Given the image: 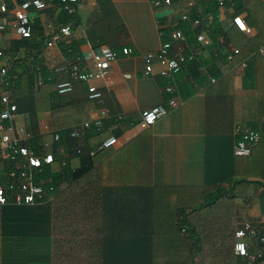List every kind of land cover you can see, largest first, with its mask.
<instances>
[{"label":"crops","instance_id":"crops-1","mask_svg":"<svg viewBox=\"0 0 264 264\" xmlns=\"http://www.w3.org/2000/svg\"><path fill=\"white\" fill-rule=\"evenodd\" d=\"M98 1L80 0L77 7L80 23H72V34L55 39L52 45L47 43L52 38L47 25L52 23L55 29H60L57 27L60 4L55 3L44 11L35 10L30 13L32 21L36 15L39 19L36 22V33L33 32L28 38L27 44L21 43L26 37L16 32L12 16L2 14V18L7 21V28L0 31V49L3 50L0 62L5 63L9 69L13 60L21 58L30 60L36 57L37 61H43L53 71L54 77L50 81H36L34 89L45 94L54 92L59 96L53 97L51 103H46L47 108H42L34 115L17 113L8 122L12 132L22 138L25 137V132H30L31 135L41 134L45 152L53 151L57 141L54 138L56 132L66 127H70V131L80 128L83 122L97 117L103 108H107L110 115L105 119V129L101 137H118L117 144L102 149L99 163L83 176L72 182H59L57 190L50 197L36 203L50 202V234L46 251L50 264H105L107 187L108 193L110 192V206L127 205L129 190L149 182L154 187L151 198L159 201V204H165L170 203L171 199L187 197L188 193L182 192L186 187L199 188L205 182L207 140L204 86L195 83L196 92L183 95L178 91V74L174 78H165L157 73H145L143 54L160 48L162 31L177 22L174 19L179 17L180 11L169 10L158 14L159 7L154 6L152 0H110L113 11H118L122 17V23L117 28V34H114L117 41L108 43L95 31L94 23L100 18ZM233 11L232 6L223 7L222 17ZM41 31L44 40L38 34ZM73 40L77 43L74 44L75 48H78L82 59L87 62L90 61V51H99L105 45L114 46L112 48L117 51L125 45H131L138 50L137 54L120 55L112 63L113 83L108 84L105 80L96 82L101 93L104 92L97 98V104L89 99L75 100L76 95L78 98L80 94L83 95L79 89L74 92L73 98L71 95L63 96L64 93H60L57 88V84L66 79L63 77L66 72L60 71H69L68 62L73 55L68 56L66 50H73L66 45ZM189 47L192 49L188 45L185 46L186 50ZM197 47L203 48L204 53L201 56H210L208 47H203L201 43ZM262 60L264 61L263 56ZM234 70L235 86L240 88L245 66L241 62ZM127 72L132 73V77H125L124 73ZM172 83L176 84L175 94L179 98V105L155 124L144 126L141 111L165 102L170 95L165 87ZM87 133L88 131L84 132V138H76L84 142ZM234 136L233 128L231 137H227L222 143L213 140L212 148L225 153V149L231 144L230 138L234 140ZM26 140L25 138L24 141ZM0 158L3 159L1 155ZM72 163L79 166L81 156L75 155ZM6 170L9 169L0 167V173ZM254 187L256 191L260 189L258 184ZM190 219L198 237V250L189 259V264L215 263L209 259V248L223 250L222 245L229 243L233 256L237 258L236 249L244 244L235 239L234 232L245 220H251L262 232L264 230V213L260 205L252 203L247 196L220 201L213 207L193 213ZM246 245L251 251L264 247L256 239L246 241ZM25 253L26 250L17 254Z\"/></svg>","mask_w":264,"mask_h":264},{"label":"trees","instance_id":"trees-1","mask_svg":"<svg viewBox=\"0 0 264 264\" xmlns=\"http://www.w3.org/2000/svg\"><path fill=\"white\" fill-rule=\"evenodd\" d=\"M98 3L100 18L94 23L95 31L102 35L104 42L114 43L117 41L114 34H117L122 17L118 11H113L110 0H99ZM227 6H232L234 11L222 17V8ZM161 7L177 12L183 9L184 2L172 0L171 4ZM33 11L35 10L31 9ZM190 14L192 19H201L198 26L179 18L174 25L163 31L170 34L175 27H181L192 48L200 45L196 38L199 31L203 30L212 40L208 47L210 56L187 61L177 76L180 84L178 91L183 95L194 94L195 83L204 86L207 140L205 182L199 188L186 187L182 192L188 193L187 197L171 199L170 203L165 204H159V201L151 198L154 187L149 182L129 190L127 205L110 206L107 187L105 264H189V259L198 250V237L190 219L193 213L240 196H247L252 203L259 204L264 213V127L261 126L264 117V61L260 51L264 46V0H195ZM237 14H243L247 24L254 27L253 34L246 33L234 23V16ZM38 19L36 15L32 21L34 32L35 27H38ZM80 21L78 11L69 13L60 10L57 27L70 24L72 28V23L76 25ZM38 34L44 40L43 32ZM28 38L30 37L23 38L21 43L27 44ZM230 41L240 49L233 58H228L226 49V44ZM74 44L77 43L73 40L66 45L73 50H66L68 56L73 55L68 68L71 62L82 57ZM243 61L246 66L242 86L237 88L234 69ZM63 71L66 72L63 74L66 79L61 78L69 79L70 72H60ZM212 76L217 77V80L212 81ZM53 77V71L43 61H37L36 57L30 60L21 58L9 64L5 77L0 75V86L10 91L12 99L18 105L17 113L34 115L42 108H47L46 103H51L53 97L59 98L54 92L45 94L34 89L36 81H50ZM78 89L83 95L80 94L79 98L76 95L75 100L89 99L97 104L99 99L90 97L88 83L85 81H76L74 88L63 96H72ZM51 107L50 105L49 108ZM8 122L9 120H5L6 125ZM240 122L260 129V140L253 152L246 156L235 155V136V141L230 138L231 144L225 149V153L214 150L213 140L222 143L233 135L235 124ZM70 130V127L59 130L61 138L54 143L53 148L55 160L52 163L44 162L39 168L33 169L36 182L45 187L79 179L99 163V153L106 149L99 148L105 138L101 137L103 132L99 134L89 130L82 142L71 137ZM25 143L37 154L45 153L41 134L35 133ZM60 147L65 148V153L61 152ZM91 149L95 151L92 152ZM75 155L81 156L79 166L72 163ZM14 165L15 161L0 158V167L3 169L13 168ZM256 184L260 186L258 191L254 187ZM50 211V202L0 205V264H50L46 252L50 234ZM222 246L223 250L209 248V259L215 262L213 264H247L243 257L233 256L231 243ZM25 250V255L17 254Z\"/></svg>","mask_w":264,"mask_h":264},{"label":"built area","instance_id":"built-area-1","mask_svg":"<svg viewBox=\"0 0 264 264\" xmlns=\"http://www.w3.org/2000/svg\"><path fill=\"white\" fill-rule=\"evenodd\" d=\"M59 2L60 9L66 10L69 13L77 11L80 0H1L0 5V31L7 28V21L2 18V14H10L13 20V26L16 32L22 37H31L34 32L33 22L31 18V9L36 11H44L50 5ZM184 7L179 13V18L182 21H190L194 26H198L201 22L200 18H191L190 10L194 6L195 0H183ZM153 5L161 7L169 5L172 0H152ZM234 23L248 34L254 32V28L249 26L243 15L237 14L234 16ZM49 32L52 35L47 43L54 44L55 39L61 36L72 34L70 24L62 25L59 30L55 29L52 23L47 25ZM60 31V32H59ZM197 41L203 47L211 45V38L202 30L196 35ZM175 40V43H173ZM190 45L186 39L185 33L181 27H175L170 34L162 31L160 37V48L156 51H149L143 54L145 60V73H157L165 78H174L181 72L187 61L195 60L204 51L201 47H194L191 50H186L185 46ZM228 58H233V55L240 52L238 46L231 42L226 44ZM264 59V46L260 48ZM3 50L0 49V55ZM138 50L131 45H125L120 51L105 45L101 50L90 51V61H84L82 57L73 61L69 65L70 78L61 81L57 84L60 93H66L74 88L76 81H85L88 83V89L91 98H99L101 91L97 85L98 80H105L108 84L113 83L114 79L111 73L112 63L120 55L137 54ZM246 66V62H242ZM8 73V66L0 62V75L5 77ZM125 77H132V73H124ZM212 81L217 80L215 76L211 77ZM165 90L170 94L165 102L155 104L144 108L141 111L142 123L148 127L155 124L160 118L168 114L173 108L180 103L179 98L175 94L177 92L176 84L172 83L165 87ZM18 105L12 99L9 90H5L0 86V155L5 160L15 161L13 168L0 173V205L6 204H36L43 202L50 197L58 188L57 185H44L36 182L34 168H39L44 162L52 163L55 160V153L47 151L43 155H39L36 151L27 145L24 139L31 137L30 132H25V137L17 136L12 132V127L5 124V120H12L17 114ZM109 110L103 108L100 114L89 119L80 126L70 132V135L84 138L85 131H96L102 133L105 129V119L109 116ZM264 127V117L261 122ZM234 135L236 137L234 154L237 156H246L253 152V149L260 140V129H257L249 124L240 122L235 124ZM55 140L61 138V134H54ZM118 137L110 135L103 139L99 148H108L116 145ZM62 153H65V148H60ZM95 151V150H94ZM92 151V152H94ZM236 240L244 244L243 247L236 249L238 256L243 257L247 264H264V248H259L255 251L247 249L246 241L258 240V243L264 245V233L251 220H245L239 225L235 232Z\"/></svg>","mask_w":264,"mask_h":264},{"label":"rangeland","instance_id":"rangeland-1","mask_svg":"<svg viewBox=\"0 0 264 264\" xmlns=\"http://www.w3.org/2000/svg\"><path fill=\"white\" fill-rule=\"evenodd\" d=\"M157 11H158V14H163L162 11L167 12V11H169V9H166L164 7H160V8H158ZM174 20H176V21L179 20V17H176Z\"/></svg>","mask_w":264,"mask_h":264}]
</instances>
